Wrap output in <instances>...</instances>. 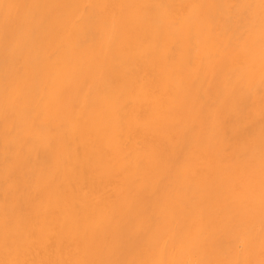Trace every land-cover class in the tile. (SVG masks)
I'll return each mask as SVG.
<instances>
[{
    "label": "bare ground",
    "instance_id": "6f19581e",
    "mask_svg": "<svg viewBox=\"0 0 264 264\" xmlns=\"http://www.w3.org/2000/svg\"><path fill=\"white\" fill-rule=\"evenodd\" d=\"M2 3L49 5L140 4V3H222L227 0H0ZM259 3V0H251ZM43 12L54 14L58 22L46 33L38 34L33 46V58L40 71L34 83V97L38 110L46 113L55 129L56 147L51 149L45 139L26 148L25 159L19 164L17 183H6L5 147L3 136V98L0 92V230L4 214L5 195L17 196L35 184L30 177L45 173L50 164L56 165L51 186L42 190L41 199L26 202L33 219L42 224L67 230L83 227L106 210L115 220L108 230L114 233L119 226L142 217L152 201L151 192L170 184L171 191L161 193L174 210L175 220L191 223L203 218L208 227V245L203 255L215 259L237 258V254L220 247V241L230 236L231 224L220 213L228 199H244L247 194L233 195L227 188L234 179H242L238 172L225 173L219 165L216 146L197 148L186 155L183 163L170 171L167 161L184 153V141L177 127L191 121L187 109L189 96L194 92L186 87L195 74L182 71L170 63L167 55L177 57L183 51L184 24L182 13L171 17L160 15L144 17L132 10H124L117 17L105 16L103 10L84 7L58 9H28L26 15ZM5 9L0 7V88L4 76L3 20ZM95 15L96 22L90 18ZM101 38L93 40L92 33ZM115 32L116 42L109 47L107 37ZM86 47H81V44ZM201 54L207 58L214 48L207 38H201ZM54 55L56 63L49 62ZM76 62L83 69L89 63L91 70L71 73ZM238 73L260 81V47L257 41L250 49L242 50L231 65ZM217 88L209 75L203 88ZM79 111L73 112L72 106ZM250 128L247 112L237 111L228 116L224 137L233 142L256 137L257 169L259 157L260 99L253 98ZM161 151L165 163L150 168H136L134 161L147 160L151 153ZM111 153V159L106 157ZM128 164L132 175L122 177L120 168ZM144 183L149 192L137 196L136 186ZM83 185L84 187H81ZM75 186V187H74ZM258 201V171H257ZM155 208V205H152ZM156 211L160 209L155 208ZM244 227L258 236L259 213L244 216ZM82 252L58 248L51 258H76ZM157 258L145 252L133 253L128 258ZM41 258H49L47 251ZM242 258V257H240ZM257 258L258 248H257Z\"/></svg>",
    "mask_w": 264,
    "mask_h": 264
},
{
    "label": "snow or ice",
    "instance_id": "6c2138e0",
    "mask_svg": "<svg viewBox=\"0 0 264 264\" xmlns=\"http://www.w3.org/2000/svg\"><path fill=\"white\" fill-rule=\"evenodd\" d=\"M5 9L3 20L4 76L3 136L5 147L6 183H17L19 164L25 159V150L45 139L51 149L56 147L55 129L50 126L44 111L38 110L34 97V83L40 68L33 58V46L38 34L46 33L58 22L50 12L26 15L28 9H58L84 7L103 10L105 16L117 17L124 10H132L144 17L160 15L161 12L174 17L182 13L184 24L183 51L177 57L167 55L170 63L178 64L182 71L195 74L186 87L194 92L189 96L187 109L191 121L177 127L184 141V153L175 160L167 161L170 171L179 167L186 155L197 148L216 146L219 149V165L225 173L238 172L242 179H234L227 188L233 195L247 194L244 199H228L220 208L223 218L231 224L230 236L220 241V247L237 254V258L215 259L203 255L208 245V227L203 218L191 223L175 220L174 210L161 193L171 191L170 184H162L151 192L152 201L142 217L134 218L128 224L119 226L110 233L108 225L115 220L106 210H100L89 224L67 230L55 225L42 224L33 219L26 210V202L41 199L42 190L51 186L56 175L53 162L45 173H33L30 182L35 188H25L21 196L9 192L5 195L2 230H0V264H264V0H227L222 3H140V4H92V5H49L26 3H2ZM93 15L90 20L96 22ZM260 47L259 85L248 76L238 73L231 65L239 58L242 50L250 49L257 41ZM207 38L214 48L205 62L201 54V38ZM101 38L92 33V39ZM116 33L108 37L111 47L116 42ZM81 47H86L81 44ZM50 63H56L54 55ZM89 63L83 69L79 62L72 65L71 73L91 70ZM209 75L216 81L217 88L204 89L203 81ZM260 99L259 157L257 169L256 137L254 131L248 139L231 141L224 137L228 116L245 111L250 118V128L255 127L251 119L253 98ZM79 111L78 105L72 106ZM111 159V153H106ZM136 168H150L165 163L163 153L155 151L147 160L133 162ZM258 171V201H257ZM119 175L130 177V167L125 164ZM75 187V186H74ZM81 187H84L81 185ZM144 183L136 186L137 196L148 193ZM160 209L156 211L152 207ZM259 213L260 232L244 227V216L254 217ZM58 248L75 249L82 252L76 258H51ZM257 248L258 257L257 258ZM47 251L49 258H41ZM148 252L157 258L144 259L133 253ZM242 257V258H240Z\"/></svg>",
    "mask_w": 264,
    "mask_h": 264
}]
</instances>
